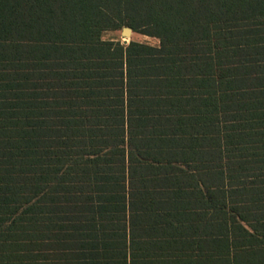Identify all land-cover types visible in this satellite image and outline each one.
Listing matches in <instances>:
<instances>
[{"label": "trees", "instance_id": "1", "mask_svg": "<svg viewBox=\"0 0 264 264\" xmlns=\"http://www.w3.org/2000/svg\"><path fill=\"white\" fill-rule=\"evenodd\" d=\"M195 203L264 264V0H0V264H192L150 256Z\"/></svg>", "mask_w": 264, "mask_h": 264}, {"label": "crops", "instance_id": "2", "mask_svg": "<svg viewBox=\"0 0 264 264\" xmlns=\"http://www.w3.org/2000/svg\"><path fill=\"white\" fill-rule=\"evenodd\" d=\"M217 207L215 213H207L212 208L206 204L195 203L186 205L184 208H172L173 211L181 213L154 215L159 226H166L165 253L158 252L151 258H160L167 261L190 262L192 264H207V260L223 259L222 253H218V241L214 240L213 255H207V231L214 229V234L218 230ZM160 220V221H159ZM213 220V224L208 222ZM209 228V229H208ZM163 236V235H162ZM160 243V241L158 242ZM236 258V257H235ZM244 259V258H236Z\"/></svg>", "mask_w": 264, "mask_h": 264}, {"label": "rangeland", "instance_id": "3", "mask_svg": "<svg viewBox=\"0 0 264 264\" xmlns=\"http://www.w3.org/2000/svg\"><path fill=\"white\" fill-rule=\"evenodd\" d=\"M102 37L104 39H110V40H120L121 42L124 43V40L129 42L130 40H135V41H141V42H146L152 45H158L159 40L155 37L143 35L141 33H137L132 31L129 37L123 36L121 33V29H116V30H108L102 33Z\"/></svg>", "mask_w": 264, "mask_h": 264}, {"label": "water", "instance_id": "4", "mask_svg": "<svg viewBox=\"0 0 264 264\" xmlns=\"http://www.w3.org/2000/svg\"><path fill=\"white\" fill-rule=\"evenodd\" d=\"M132 31H133V30H132L131 27H129V26H124V27L122 28V30H121V33H122L123 36L129 37L130 34L132 33ZM124 43H127V41L124 40Z\"/></svg>", "mask_w": 264, "mask_h": 264}]
</instances>
